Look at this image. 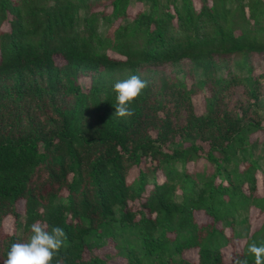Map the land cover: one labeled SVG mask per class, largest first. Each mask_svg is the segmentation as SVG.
Segmentation results:
<instances>
[{
	"label": "trees",
	"instance_id": "16d2710c",
	"mask_svg": "<svg viewBox=\"0 0 264 264\" xmlns=\"http://www.w3.org/2000/svg\"><path fill=\"white\" fill-rule=\"evenodd\" d=\"M262 60L264 0H0V264L36 222L66 232L52 264H113L109 241L128 264H254ZM130 75L148 86L118 117Z\"/></svg>",
	"mask_w": 264,
	"mask_h": 264
},
{
	"label": "clouds",
	"instance_id": "9594fccd",
	"mask_svg": "<svg viewBox=\"0 0 264 264\" xmlns=\"http://www.w3.org/2000/svg\"><path fill=\"white\" fill-rule=\"evenodd\" d=\"M148 86V82L139 75H130L116 81L113 90L116 92L114 114L118 117H130L134 110L130 107ZM65 230L53 226L48 230L39 222L31 225V235L26 242H15L11 245L4 264H52L54 256L65 245ZM248 253L254 255V264H264V243L259 246L253 242L248 246ZM60 264V261H57ZM234 264H248V259L236 257Z\"/></svg>",
	"mask_w": 264,
	"mask_h": 264
},
{
	"label": "rangeland",
	"instance_id": "374dc122",
	"mask_svg": "<svg viewBox=\"0 0 264 264\" xmlns=\"http://www.w3.org/2000/svg\"><path fill=\"white\" fill-rule=\"evenodd\" d=\"M259 67L260 68L256 69L257 73H260L262 71V69H264V60L261 61ZM171 69H172V67L169 66V67H167L166 70L171 71ZM204 98H205V94L201 93V92H198L194 95V102H195L196 110L198 113H201L205 108ZM261 107H262V111H263V115H264V96H263L262 101H261ZM259 182H260V175H259ZM16 206H17L18 211H23L25 208V200H23V199L19 200L17 202ZM198 219L200 222H206V221L210 220V218L204 214H198ZM15 227H16L15 217L12 214H10L4 219L3 232H8V233L13 232V231H15ZM94 251H95V253L103 255V256L111 254L112 257H110L109 261L113 264H128L127 260L123 256L116 254V248H115V245L112 241H109L107 244H105L101 247H96L94 249Z\"/></svg>",
	"mask_w": 264,
	"mask_h": 264
}]
</instances>
